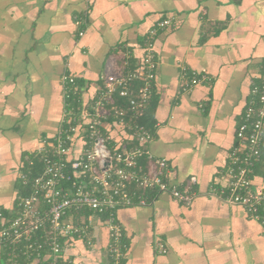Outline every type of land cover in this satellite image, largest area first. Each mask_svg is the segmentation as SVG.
Segmentation results:
<instances>
[{
    "label": "crops",
    "instance_id": "0c3cea01",
    "mask_svg": "<svg viewBox=\"0 0 264 264\" xmlns=\"http://www.w3.org/2000/svg\"><path fill=\"white\" fill-rule=\"evenodd\" d=\"M164 18L172 22L154 40L150 151L175 170L173 182L196 176L197 194L189 205L162 193L119 209L121 264H264L260 220L207 193L223 183L264 63V0H0V211L14 214L29 157L58 130L61 76L73 77L76 98L88 102L105 74L140 59L149 28ZM183 71L210 79L183 91ZM252 181L264 188V145ZM93 235L96 247L80 248L79 264H111L106 228L97 225Z\"/></svg>",
    "mask_w": 264,
    "mask_h": 264
},
{
    "label": "built area",
    "instance_id": "2783aa9c",
    "mask_svg": "<svg viewBox=\"0 0 264 264\" xmlns=\"http://www.w3.org/2000/svg\"><path fill=\"white\" fill-rule=\"evenodd\" d=\"M171 22L164 18L149 28L140 59L119 73L105 74L88 102L76 98L73 77L61 76L65 103L58 130L41 139L29 157L28 168L20 175L24 190L16 197L14 214L0 211L2 264H79V249L96 247L97 225L107 230L110 263L121 264L127 246L116 217L119 209L146 206L162 193L181 204L192 202L197 177L173 182L175 170L153 156L154 134L143 122L156 78L154 40ZM180 79L181 89L188 91L210 78L183 71ZM263 129L264 63L260 76L250 84L235 133L237 143L220 172L223 183L210 185L207 192L243 206L264 226L260 213L264 188H254L252 181L262 157ZM33 158L41 165L37 172ZM156 251L165 253L164 244L157 242Z\"/></svg>",
    "mask_w": 264,
    "mask_h": 264
},
{
    "label": "trees",
    "instance_id": "16d2710c",
    "mask_svg": "<svg viewBox=\"0 0 264 264\" xmlns=\"http://www.w3.org/2000/svg\"><path fill=\"white\" fill-rule=\"evenodd\" d=\"M78 34H79V32H78ZM152 93H153V91L151 92V95H150V97H149V103H150V100H151V96H152ZM143 122L146 124V126L150 129V130H152V132L154 133V131H153V128H152V126H153V123H151L148 119H147V112H146V115L144 116V118H143ZM40 164H39V162H38V160L36 159V158H33V169L35 168V170H36V172L39 170V168H40ZM32 167V166H31ZM35 170H34V173H35Z\"/></svg>",
    "mask_w": 264,
    "mask_h": 264
}]
</instances>
